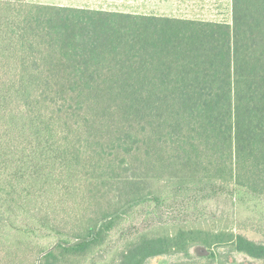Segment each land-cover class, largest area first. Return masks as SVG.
Returning a JSON list of instances; mask_svg holds the SVG:
<instances>
[{
  "label": "trees",
  "instance_id": "16d2710c",
  "mask_svg": "<svg viewBox=\"0 0 264 264\" xmlns=\"http://www.w3.org/2000/svg\"><path fill=\"white\" fill-rule=\"evenodd\" d=\"M164 1L0 0V264H100L118 229L114 264L195 246L173 264H264V242L204 218L224 195L264 205V0H210L229 21Z\"/></svg>",
  "mask_w": 264,
  "mask_h": 264
},
{
  "label": "rangeland",
  "instance_id": "374dc122",
  "mask_svg": "<svg viewBox=\"0 0 264 264\" xmlns=\"http://www.w3.org/2000/svg\"><path fill=\"white\" fill-rule=\"evenodd\" d=\"M30 2H41L47 4H62L73 6H91L93 8H103L110 10H122L123 0H29ZM194 0L179 3L176 0L154 2L148 4L150 8L157 7L164 13L179 12L185 16H197L206 19L226 20L229 21L227 15H223V9L210 7V0L203 3H194ZM223 4V0H216ZM132 214V213H131ZM204 218L208 223L215 227H226L238 233L243 234L248 239L255 242H264V205L257 206L253 211H244L243 208L233 204L228 195L217 197L216 199L204 205ZM137 222L133 220V216L129 217L122 224L121 228L129 230ZM138 225V224H137ZM50 242L41 241V245H47ZM125 243L121 241L120 230L109 233L105 238L102 247V258L100 264H114L118 253L123 249ZM101 255V254H100ZM207 255L202 247H192L188 255L171 254L159 258L148 260L145 264H173L181 262L201 261ZM227 264H260L258 261L251 259L243 254L233 253L226 258Z\"/></svg>",
  "mask_w": 264,
  "mask_h": 264
},
{
  "label": "water",
  "instance_id": "95a60500",
  "mask_svg": "<svg viewBox=\"0 0 264 264\" xmlns=\"http://www.w3.org/2000/svg\"><path fill=\"white\" fill-rule=\"evenodd\" d=\"M79 242V241H78Z\"/></svg>",
  "mask_w": 264,
  "mask_h": 264
}]
</instances>
